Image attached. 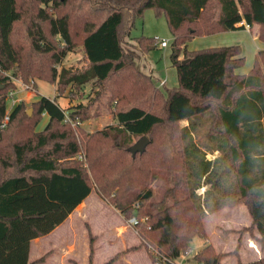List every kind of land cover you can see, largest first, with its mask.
<instances>
[{
	"label": "trees",
	"instance_id": "obj_1",
	"mask_svg": "<svg viewBox=\"0 0 264 264\" xmlns=\"http://www.w3.org/2000/svg\"><path fill=\"white\" fill-rule=\"evenodd\" d=\"M149 9L166 18L173 36L178 85L164 90L124 48ZM254 26L264 43V0H0V264L46 263L52 252L29 261L31 242L64 223L92 192L126 220H138L140 244L127 251L144 248L153 264H176L195 237L205 240L194 255L198 264H223L228 255L236 264H264V257L243 263L239 256L245 233L264 250V49L240 73L241 45L188 47L198 37ZM135 40L142 53L160 48L158 37ZM79 48L85 67L60 68ZM19 80L35 91L38 80L55 84L58 96L69 88L70 97L90 85L94 97L64 109L40 96L9 111ZM103 97L117 123L89 133L79 123L98 115ZM205 114L215 159L193 138L192 125ZM43 115L48 122L38 130ZM143 136L149 143L134 151L133 139ZM240 205L251 225L226 230L239 235L237 246L219 252L205 218ZM86 227L92 264L96 238Z\"/></svg>",
	"mask_w": 264,
	"mask_h": 264
},
{
	"label": "rangeland",
	"instance_id": "obj_2",
	"mask_svg": "<svg viewBox=\"0 0 264 264\" xmlns=\"http://www.w3.org/2000/svg\"><path fill=\"white\" fill-rule=\"evenodd\" d=\"M245 30H240L237 33H231L228 35L227 39H222L219 37H214L213 39H209L208 37H199L195 38L191 43H189V49H202L208 47H214L216 45H241L243 50V55L245 57V64L244 66L239 69L240 73L248 72L252 67L255 59V51L257 50L258 46H264L263 42L259 40H255L253 38L254 32L249 29L248 27L244 28ZM141 35L147 37H158L161 40L166 39L171 41L173 36L169 30L166 18L164 16H156L154 10L149 9L145 12L142 19H138L135 23L134 28L132 29L130 36L127 37L126 42L124 43V48L126 52L131 53L134 55L135 60L137 61L138 68L143 71L144 73L151 75L154 73L157 78L161 80H155V83L160 85L161 81L168 79L167 72H172L173 68L170 65V52H171V43L169 44V48H157L155 50L149 51L147 53H142L138 47V44L135 40L136 37ZM259 35V34H258ZM224 38V37H223ZM259 42V43H258ZM86 60L84 57V52L82 49H76L73 52H69L63 59L62 65L60 68H71L74 70H81L85 67ZM144 65H147L146 67ZM175 69V68H174ZM152 70V71H151ZM174 72V71H173ZM17 90L12 92L9 95L8 100V109L9 111L13 109L19 102L25 101L28 106L31 105L33 101H35L38 97L44 96L50 99H56L57 103L64 109H68L71 106L82 104L87 105L91 102L94 97V94L91 90L90 85H86L83 89L77 93L74 97H70L69 93L70 89L68 88L62 96L57 95V89L55 84H50L45 81L38 80L37 81V90H33L28 85L24 84L21 80L16 81ZM171 82L168 80L167 86L171 87ZM103 102V103H102ZM101 107L98 115L95 112H91L90 118L83 122L79 123L81 126L85 128V130L89 133L94 132L95 130H101L108 125L116 124L117 120L115 119L114 111L108 110L106 108L107 97H103L102 101L100 100ZM113 109V108H112ZM32 113V108H30ZM29 112V111H28ZM30 113V114H31ZM199 120V119H195ZM48 122V117L43 115V120L38 126V130L43 129ZM188 122H183L182 125H187ZM73 127H76V123H72ZM193 138L194 141L204 150L207 151L208 157L210 159H215L220 156V153L216 150L210 151L209 148L215 149L216 143L211 141L208 138V131L211 126V120L208 114L204 115V118L201 121H195L193 123ZM134 143L138 142V138L133 139ZM205 188L199 190L200 194L204 193ZM242 207V206H241ZM244 208V207H242ZM243 209L240 207L237 208H228L222 207L215 212H210L207 214L205 218V227L209 236V242L216 248L217 251L222 253H228L233 251L238 242V235L232 232V235H226L228 232L224 231L222 228L223 226H231L240 227L244 224ZM125 219V218H124ZM129 220V219H128ZM128 220L125 219L127 226L130 228L128 224ZM121 221L114 219L113 226L120 225ZM88 225V224H87ZM86 226H83L79 223L76 227L74 234L72 233L69 238H67L68 244L73 243L75 245V250L72 255H64V260L69 262V259L76 258L78 262L82 264H88V237L87 232L88 229ZM133 228V227H132ZM242 228V227H240ZM91 229V227H90ZM235 230V229H234ZM239 230V229H236ZM92 232V230H91ZM231 233V232H230ZM93 234V233H92ZM51 238H42L39 243L36 241L31 242L30 247V254H29V261L32 262L49 251L48 247L50 245ZM134 238L128 236V233L125 234L123 237H119L118 239L115 238L113 235H107L99 242V253L96 260V264H103L104 261L111 259L117 255L116 253L123 249L125 245L128 247L133 245ZM49 244V245H48ZM139 245V244H138ZM205 245V240L201 237H195L192 242L190 243L191 250L189 254L184 253L181 254L180 258L176 260V264H183L182 259H186L185 264H198L194 260V255L197 251H199ZM104 247V248H102ZM37 248L41 249L40 252H37ZM144 249V248H140ZM145 250V249H144ZM241 251V249H240ZM131 251L122 252L120 257L114 264H152L146 257L143 251L134 252L132 256H123L126 253ZM239 252V256H240ZM247 256V255H246ZM56 256H53V258ZM74 257V258H73ZM50 258V257H49ZM53 258L51 257L49 260L52 261ZM236 256L228 255L223 259V264H228ZM247 259H252L248 257ZM49 261V262H50ZM49 262L47 264H49ZM73 262V261H72ZM46 264V263H45ZM53 264V263H51Z\"/></svg>",
	"mask_w": 264,
	"mask_h": 264
},
{
	"label": "crops",
	"instance_id": "obj_3",
	"mask_svg": "<svg viewBox=\"0 0 264 264\" xmlns=\"http://www.w3.org/2000/svg\"><path fill=\"white\" fill-rule=\"evenodd\" d=\"M242 25H243V23H240L237 26L239 27ZM240 30H245V29L223 32V33H219V34H215V35H211V36H205V37H208L209 39H213L214 37L227 39L228 35H230L231 33H237ZM251 30L254 32L253 38L255 40L256 39L258 40L259 27L254 26ZM172 41H173V39L171 41H169V44ZM191 42H189V43H191ZM188 46H189V44H188ZM217 46H225V45L221 44V45H216L214 47H217ZM169 47H167V48H169ZM259 49H264V46H261V45L258 46L257 50L255 51V55ZM170 65H171V61H170ZM144 66L146 67L147 65H144ZM171 69L174 72L173 71L167 72L168 79L161 81L160 82L161 84L158 85L159 88H161L163 90L165 87L167 88L168 87L167 86L168 80H170V82L172 84L171 87H175L178 85L176 70L174 68H171ZM245 73H247V72H245ZM151 75L156 80V76L154 75V73H151ZM157 80L160 81L161 79L157 78ZM171 87L169 86L168 88H171ZM241 206L244 207L243 205H240L237 207H240L241 209L244 210V212L242 211V213H244L243 216L245 218V222L240 227H242V228L243 227H249L251 225L252 219H251L246 207L242 208ZM237 207H234V208H237ZM114 219L121 221V224L117 225V226H113L112 224H114ZM79 223L83 226V228H84V226H86L88 224V226L91 227L92 233L96 238L95 242H94V256H93L92 264H96V260H97L98 253H99V247H98L99 242L102 241V239L104 237H106L107 235H109V236L113 235L115 238L118 239L119 237H123L125 234L128 233V236L132 235V237L135 240L134 241L135 243L133 245H131L129 247L127 245H125V247L123 249L119 250L116 254L126 252L130 248L140 244V240L138 238L137 233L135 232V230L132 227L130 228L129 226H127L126 221H125L124 217L122 216V214L117 209H115L112 205H110L107 202H105L104 200H102L95 192H92L86 199H84V201L82 203H80L75 208V210L70 214V216L66 219V221L64 223H62L60 226H58L49 235H47L45 237L37 238L34 240V241H36V243H39L41 241L40 239H42V238H51L50 242H49L50 245L48 244L49 245V247H48L49 251H47V253L52 252L50 258L51 257L53 258V256H56V257H54L52 261H50L49 260L50 258H48L46 264L49 261H50L49 264H51V263H53V264H73L72 261H76L78 264H82V263L78 262L77 259L74 257H73L74 259H69V262L64 260V255H69V257H70V255H72V253L75 250V245L73 243L68 244L67 238H69L72 233L74 234L76 227L78 226ZM222 227H223L222 229L224 231L241 229L238 226L231 227V226H227V225L226 226L222 225ZM226 235H228V236L232 235V232L231 233L228 232V234H226ZM233 235H238V234H233ZM254 235L259 236L257 229L254 230ZM87 237H88V258H87V260H88V264H89V236H88V232H87ZM238 238H239V235H238ZM251 242L254 243V245H255L254 247L250 246ZM102 248H104V247H102ZM240 249H241L240 260L243 263H248V262H251V261H254V260H257V259L264 257V250L260 249L257 242L254 240V238L249 233H245L242 236ZM36 250H38L37 252H40L41 249L37 248ZM139 251H143L145 253L147 259L153 264L148 252L144 249H138L136 251H131L129 253L124 254L123 256H125V255L126 256L137 255L138 253L134 254V252H139ZM183 255H185V254H183ZM248 257H251L252 259H247ZM186 261H187L186 259L185 260L182 259L183 264L186 263ZM104 262H106V261H104ZM236 263H237V259L233 258L231 261H229L228 264H236Z\"/></svg>",
	"mask_w": 264,
	"mask_h": 264
},
{
	"label": "built area",
	"instance_id": "obj_4",
	"mask_svg": "<svg viewBox=\"0 0 264 264\" xmlns=\"http://www.w3.org/2000/svg\"><path fill=\"white\" fill-rule=\"evenodd\" d=\"M168 46H169V41L168 40L162 39L160 41V47L167 48ZM8 121H9V113L5 116V118H4L3 122H2V127H4L8 123ZM137 223H138V220L135 217L130 218L128 220V224L130 226H132V227L135 226Z\"/></svg>",
	"mask_w": 264,
	"mask_h": 264
},
{
	"label": "water",
	"instance_id": "obj_5",
	"mask_svg": "<svg viewBox=\"0 0 264 264\" xmlns=\"http://www.w3.org/2000/svg\"><path fill=\"white\" fill-rule=\"evenodd\" d=\"M31 113V110H29V114ZM149 143V139L146 136H143L138 140V142L134 146V151H143L147 144Z\"/></svg>",
	"mask_w": 264,
	"mask_h": 264
}]
</instances>
